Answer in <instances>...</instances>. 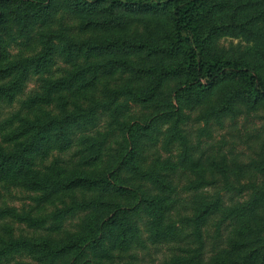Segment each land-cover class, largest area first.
<instances>
[{"label":"trees","instance_id":"obj_1","mask_svg":"<svg viewBox=\"0 0 264 264\" xmlns=\"http://www.w3.org/2000/svg\"><path fill=\"white\" fill-rule=\"evenodd\" d=\"M241 117L264 120V0H0V264H264V125L248 162L202 146Z\"/></svg>","mask_w":264,"mask_h":264},{"label":"rangeland","instance_id":"obj_2","mask_svg":"<svg viewBox=\"0 0 264 264\" xmlns=\"http://www.w3.org/2000/svg\"><path fill=\"white\" fill-rule=\"evenodd\" d=\"M66 14H58L55 17L56 21L66 22L68 19ZM220 45L224 47H234L241 48L242 50L250 49L253 52L255 45L252 42H246L243 39H234V38H224L220 41ZM22 48V47H21ZM22 51L26 54L30 53L28 48H22ZM8 54L11 55L12 58H16L18 54H20V48L17 46H12L9 49ZM30 55V54H28ZM65 66L59 62L55 69L53 70V74L57 76L60 70L64 69ZM68 68V66H66ZM55 76V77H56ZM48 75H44V77L40 80L35 78L29 84L27 89L25 90V94L22 98H25L26 95L31 94L33 92L41 93L43 90L44 83L43 79L48 78ZM42 87V89H41ZM4 109V113L10 111L12 108L7 106H2ZM225 127L220 129L218 127H214L212 130V140L209 141L206 138L202 139L205 144L202 146H206L208 142H212V146L214 149L218 148V144H222L223 151H227L233 155H237L239 159L244 163L248 162L252 158H256L258 153L260 152V141H255V135L260 134V130L264 125V120L259 119L257 117H241L238 120L230 121L227 120L225 122ZM208 141V142H207ZM26 194L22 192H13L11 196L4 198L9 206H15L16 208H21L23 205L25 208H28L30 202L28 200H24ZM228 197L225 198V201L228 200ZM215 228H208V243L213 241ZM206 244V243H205ZM207 247V246H206ZM206 254L210 255V248L205 249ZM177 250H173L169 246H149L146 250L138 251L135 253L134 257L129 261L134 264H168L171 258L174 255H177Z\"/></svg>","mask_w":264,"mask_h":264}]
</instances>
